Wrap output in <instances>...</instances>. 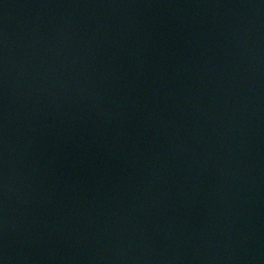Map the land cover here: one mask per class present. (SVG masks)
Segmentation results:
<instances>
[{"label": "water", "instance_id": "obj_1", "mask_svg": "<svg viewBox=\"0 0 264 264\" xmlns=\"http://www.w3.org/2000/svg\"><path fill=\"white\" fill-rule=\"evenodd\" d=\"M0 264H264V0H0Z\"/></svg>", "mask_w": 264, "mask_h": 264}]
</instances>
